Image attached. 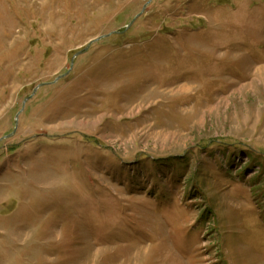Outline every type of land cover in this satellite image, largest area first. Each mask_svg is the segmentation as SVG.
I'll return each mask as SVG.
<instances>
[{
    "label": "rangeland",
    "instance_id": "1",
    "mask_svg": "<svg viewBox=\"0 0 264 264\" xmlns=\"http://www.w3.org/2000/svg\"><path fill=\"white\" fill-rule=\"evenodd\" d=\"M148 1L0 0V264H264V0Z\"/></svg>",
    "mask_w": 264,
    "mask_h": 264
},
{
    "label": "water",
    "instance_id": "2",
    "mask_svg": "<svg viewBox=\"0 0 264 264\" xmlns=\"http://www.w3.org/2000/svg\"><path fill=\"white\" fill-rule=\"evenodd\" d=\"M150 1H151V0H149V1L144 5L143 10H142V11H141V12H140V13H139V14H138V15H137V16H136V17H135V18H134V19H133L128 25H127V28H129V27L134 23V21L137 19V17H139V16L143 13L144 9L147 7V5H148V3H150ZM119 32H123V31H119ZM111 34H112V32L109 33V34L101 35V36H99V37H97V38H95V39H92V40L88 43L86 49L89 48V46H90L94 41H97V40L103 38L104 36H109V35H111ZM82 52H83V50L77 52V53L75 54V56L81 54ZM67 73H69V71L66 72L65 74H63V75L57 77L56 80H58L60 77L65 76ZM53 82H54V81H53ZM49 83H52V82H43V83H41L39 86H37V87L34 89V92L32 93V95L37 91V89H38L40 86L45 85V84H49ZM32 95L28 96V98H31ZM21 111H22V110H21ZM21 111H20V112L17 114V116H16V126H15L14 130H13L11 133H8L7 135H4L3 137H1V138H0V142H1V140H3L4 138L11 137L12 135H14V134L16 133L17 128H18V125H19V115H20Z\"/></svg>",
    "mask_w": 264,
    "mask_h": 264
}]
</instances>
